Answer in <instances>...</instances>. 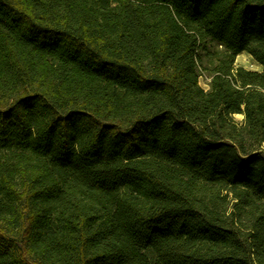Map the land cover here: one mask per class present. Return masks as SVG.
<instances>
[{
  "label": "trees",
  "instance_id": "16d2710c",
  "mask_svg": "<svg viewBox=\"0 0 264 264\" xmlns=\"http://www.w3.org/2000/svg\"><path fill=\"white\" fill-rule=\"evenodd\" d=\"M242 52L264 0H0V264H264Z\"/></svg>",
  "mask_w": 264,
  "mask_h": 264
},
{
  "label": "rangeland",
  "instance_id": "374dc122",
  "mask_svg": "<svg viewBox=\"0 0 264 264\" xmlns=\"http://www.w3.org/2000/svg\"><path fill=\"white\" fill-rule=\"evenodd\" d=\"M235 66L236 67H242L246 70L250 71H256V72H264V67L256 62L248 53L242 52L240 53L235 60ZM208 75L204 73L200 79H199V84L200 86L207 90L208 89ZM233 119L236 123H241L243 120L242 115H234ZM261 151L264 153V144L261 146Z\"/></svg>",
  "mask_w": 264,
  "mask_h": 264
}]
</instances>
